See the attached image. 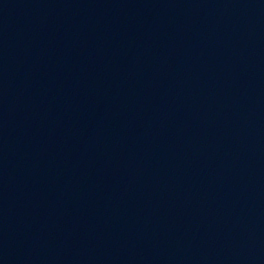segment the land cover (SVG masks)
<instances>
[{
    "label": "water",
    "instance_id": "1",
    "mask_svg": "<svg viewBox=\"0 0 264 264\" xmlns=\"http://www.w3.org/2000/svg\"><path fill=\"white\" fill-rule=\"evenodd\" d=\"M0 264H264V0H0Z\"/></svg>",
    "mask_w": 264,
    "mask_h": 264
}]
</instances>
